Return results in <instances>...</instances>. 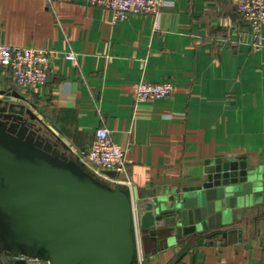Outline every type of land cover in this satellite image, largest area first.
<instances>
[{
  "label": "crops",
  "instance_id": "0c3cea01",
  "mask_svg": "<svg viewBox=\"0 0 264 264\" xmlns=\"http://www.w3.org/2000/svg\"><path fill=\"white\" fill-rule=\"evenodd\" d=\"M169 1L158 17L115 23L83 0H0V44L54 51L45 86L20 88L0 69V99L33 110L74 155L107 128L128 148L131 190L149 199L205 191L218 160L264 180V47L235 0ZM141 81L172 83L173 95L138 105ZM235 227L242 240L206 239L177 264H264V205ZM180 249L140 250L138 264H171Z\"/></svg>",
  "mask_w": 264,
  "mask_h": 264
},
{
  "label": "water",
  "instance_id": "95a60500",
  "mask_svg": "<svg viewBox=\"0 0 264 264\" xmlns=\"http://www.w3.org/2000/svg\"><path fill=\"white\" fill-rule=\"evenodd\" d=\"M41 123L0 99V264H138L140 250L180 246L177 264L206 239L242 240L244 209L264 205L262 177L222 160L205 191L149 199L90 171Z\"/></svg>",
  "mask_w": 264,
  "mask_h": 264
},
{
  "label": "built area",
  "instance_id": "2783aa9c",
  "mask_svg": "<svg viewBox=\"0 0 264 264\" xmlns=\"http://www.w3.org/2000/svg\"><path fill=\"white\" fill-rule=\"evenodd\" d=\"M90 6L109 9L113 21H125L132 17H158L162 10L173 6L169 0H83ZM237 11L249 23L254 37L253 46L264 47V0H235ZM54 51L48 49L0 44V69L8 73L14 83L23 89L45 86L49 81L51 59ZM77 64V54H65ZM172 83H152L141 81L136 88L135 101L140 105L172 97ZM128 148L116 143L111 132L102 127L96 131L95 140L88 150L76 156L86 167L112 185L119 184L131 190L128 168ZM113 171L112 178L104 173ZM37 263H41L36 261Z\"/></svg>",
  "mask_w": 264,
  "mask_h": 264
},
{
  "label": "rangeland",
  "instance_id": "374dc122",
  "mask_svg": "<svg viewBox=\"0 0 264 264\" xmlns=\"http://www.w3.org/2000/svg\"><path fill=\"white\" fill-rule=\"evenodd\" d=\"M42 135H43V136H46V137H48V136H49V135H47V133H46V131H45V130H43V131H42ZM53 140H55V141H56V139H53Z\"/></svg>",
  "mask_w": 264,
  "mask_h": 264
},
{
  "label": "flooded vegetation",
  "instance_id": "af4514ba",
  "mask_svg": "<svg viewBox=\"0 0 264 264\" xmlns=\"http://www.w3.org/2000/svg\"><path fill=\"white\" fill-rule=\"evenodd\" d=\"M0 261H1V255H0Z\"/></svg>",
  "mask_w": 264,
  "mask_h": 264
}]
</instances>
